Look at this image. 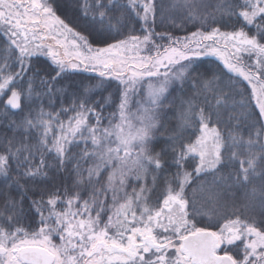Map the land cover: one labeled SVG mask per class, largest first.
<instances>
[{
  "label": "snow or ice",
  "instance_id": "snow-or-ice-1",
  "mask_svg": "<svg viewBox=\"0 0 264 264\" xmlns=\"http://www.w3.org/2000/svg\"><path fill=\"white\" fill-rule=\"evenodd\" d=\"M55 5L56 0H0V97L7 95L0 114L9 115V109L25 113L12 128L14 133L22 130V142L9 138L0 151V180L19 191L21 179L46 174L44 157L49 154L58 172L72 165V189L50 191L46 201L43 196L33 200L40 226L31 232L19 226L16 201L6 200L0 210V264H264V219L250 221L234 213L235 218L222 217V224L200 225L187 198V189L197 182L200 188L193 191H203L207 176L215 183L226 152H231L230 164L239 161L232 186L246 187L257 175L264 178V169L257 172L264 162V126L248 140L233 132L225 138L218 126L221 109L251 108L253 101L257 124L264 121V0L236 5L221 0L216 10L236 16L239 27L229 32L198 29L185 36L156 32L154 0H85V16L91 14L95 23L98 13L101 25L108 20L97 46L57 15ZM172 6L188 8L189 22L197 18L196 0H173ZM113 8L121 12L115 23L108 16ZM125 19L139 24V34L135 28L122 31ZM37 56L51 60L44 76L32 72ZM201 56L216 57L223 68L217 66L219 76L214 73L212 79L193 80L196 93L183 102L179 132L168 138L175 175L165 178L163 191L153 199L168 151H154L165 94L176 84L185 88ZM70 70L93 72L103 78L99 84L115 81V111L108 117L103 106L97 111L88 87L71 93L67 107L61 99L60 108H54L55 96L66 92L55 84ZM225 76L232 82L229 92L215 84ZM201 95L206 106L197 111ZM43 98L49 100L48 111ZM188 128L194 131L186 139ZM33 133L35 143H29ZM37 153L41 160L34 166ZM260 206L264 209V192Z\"/></svg>",
  "mask_w": 264,
  "mask_h": 264
},
{
  "label": "trees",
  "instance_id": "trees-1",
  "mask_svg": "<svg viewBox=\"0 0 264 264\" xmlns=\"http://www.w3.org/2000/svg\"><path fill=\"white\" fill-rule=\"evenodd\" d=\"M94 3V0H89ZM105 4H108L109 0H103ZM115 3H127V0H114ZM241 0H223L224 4L236 5ZM156 5V20L155 30L157 33H169L173 36H185L189 35L193 31L206 30L211 31L213 28H219L222 32H229L234 28L239 27L236 16H229L223 12L216 10V5L221 3V0H196V12L197 18L193 22H189V9L188 8H173V0H154ZM85 4V0H56L57 15L65 20L69 26L73 27L75 31L80 32L83 35L89 37L93 42V46H97L95 42L100 39L104 29L108 27L107 18L104 24L101 25L99 21V14L97 13V22H93L92 15L85 16L82 11V6ZM240 9L236 8L238 13ZM108 16L112 18V22L115 23L116 19L121 16V12L117 8H113ZM126 25V27H124ZM122 31L127 33L129 30L135 28L137 34H139V24H133L127 19L121 21ZM255 27L251 28V33H255ZM264 42V41H262ZM166 43V41H161ZM217 66L223 68L222 65L213 58H203L196 60L194 67L196 71L192 73V77L189 79L185 88L181 91L179 84L173 85L166 93L167 99L164 101V106L160 110L159 114V128L156 131V140L154 141V151L159 152L161 149L167 148V155L164 157L165 168L164 171L159 174V180L153 199L156 195H159L165 187V178L171 179L176 172L175 166L171 165V157L173 155L171 149L168 147L170 136L179 132V115L181 111L186 107L184 101L192 98L196 89L192 88L193 80L198 78L212 79L215 73L219 76ZM52 67L51 62L44 56L33 57L32 72L39 71L40 76H44L46 71H50ZM225 71V70H224ZM226 72V71H225ZM32 73L30 72L29 75ZM54 75V73H52ZM94 77V79H93ZM46 79L48 77H45ZM27 79V77L25 78ZM102 78L88 75L85 73H72L59 80L55 84L56 88H64L66 90L65 95L61 97L59 94L55 96L54 108L59 109L61 106V99L64 100V106L67 107L71 102V93L83 92L85 87L91 88L90 93L91 103L97 108V111L101 110L103 106V116L108 117L119 104V93L116 90L115 81L109 84L108 80H103L102 84L98 82ZM218 90L229 92L232 87V82L223 77L215 81ZM35 87L40 90L39 79L35 81ZM244 87H247L244 82ZM236 91H243L242 88L237 87ZM250 89H248V95L250 97ZM10 92H8L9 94ZM208 97L212 100L211 93H208ZM7 95L0 97V113L3 112L4 103ZM241 99L240 96H236V101ZM107 101V103H106ZM204 96L198 97L197 111L200 106H206L203 104ZM45 111L49 109L48 98H43ZM212 103H215L212 100ZM231 105V101L229 102ZM39 107V101L36 104ZM255 107L254 101L251 108H240L239 106H231L229 109H221L219 117V128L225 138H228L229 133L233 132L236 135L248 140L249 137H255L258 127L263 126L262 121L257 124L256 116L252 114V109ZM9 115L5 116L0 114V151H3L4 145L7 144L9 138H15L14 143L19 145L23 139V132L18 131L14 133L12 128L15 127V123L19 122L25 113L14 111L9 109ZM258 114V111H257ZM94 122V121H93ZM107 121L105 120V123ZM11 125V127H9ZM194 129L188 128L185 132V138L187 139L188 133H192ZM195 131H198L196 129ZM32 140L29 143H35V133L32 134ZM194 139V137H193ZM261 142H264V135L261 136ZM79 151V149H74ZM246 155V154H245ZM231 157V152H226L225 163L216 174L215 183H213V177L207 176L206 182H203V191H193V188H200V182L190 186L187 189V198L193 203L190 205V214L194 217L200 225H218L222 224L224 220L222 217L232 216L235 218V214H242L245 218L252 221L260 222L264 219V209L260 206V193L264 192V178L257 175L251 183L246 187L232 186V181L235 177V172L239 170V161H236L235 166L228 161ZM45 162L48 165L44 169L46 174L39 175L32 179H21L20 185L22 188L18 191L16 186L11 188L5 186L0 180V210L7 199L16 201V213L19 221V226L23 227L26 231H33L39 228V215L33 207V200L43 199L46 201L48 198V192L56 191L59 189L61 194L64 188L72 189L73 176L70 175L72 165L69 164L67 171H57L53 161L52 155L46 154ZM40 154L37 153L35 159L32 161L34 166L40 164ZM264 169V162H261L258 166L257 172ZM191 171V169H188ZM24 169L21 168L20 172L23 173ZM15 165H12V172L10 175L15 177ZM148 183L151 184V176L148 177ZM255 189V194L253 193ZM130 191V189H129ZM20 192L24 193L23 198ZM5 224H7L6 216L3 217ZM15 226V225H13ZM215 230V229H213Z\"/></svg>",
  "mask_w": 264,
  "mask_h": 264
},
{
  "label": "rangeland",
  "instance_id": "rangeland-1",
  "mask_svg": "<svg viewBox=\"0 0 264 264\" xmlns=\"http://www.w3.org/2000/svg\"><path fill=\"white\" fill-rule=\"evenodd\" d=\"M62 51V50H61ZM45 58H47L50 62H51V60L47 57V56H44ZM203 58H213V59H215L217 62H219L220 63V61L216 58V57H214V56H201V57H199L198 59H203ZM198 59H196V60H198ZM221 64V63H220ZM222 65V64H221ZM222 67H223V65H222ZM225 71H227L226 69H225ZM69 72H72V73H85V74H88V75H92V76H95V77H98L95 73H93V72H83V71H75V70H70ZM100 78V77H99ZM103 79V78H102ZM153 79H155V78H153ZM106 80V79H105ZM246 83V82H245ZM144 88L145 89H147V83H145V85H144ZM251 91V90H250ZM9 95V94H8ZM255 105V104H254ZM258 111V110H257ZM262 123H263V126H264V121H262ZM57 242H59L58 241V239H57ZM239 243V242H238Z\"/></svg>",
  "mask_w": 264,
  "mask_h": 264
},
{
  "label": "water",
  "instance_id": "water-1",
  "mask_svg": "<svg viewBox=\"0 0 264 264\" xmlns=\"http://www.w3.org/2000/svg\"><path fill=\"white\" fill-rule=\"evenodd\" d=\"M10 95V94H9ZM15 111V110H14Z\"/></svg>",
  "mask_w": 264,
  "mask_h": 264
}]
</instances>
